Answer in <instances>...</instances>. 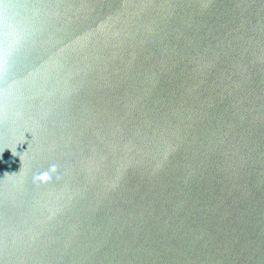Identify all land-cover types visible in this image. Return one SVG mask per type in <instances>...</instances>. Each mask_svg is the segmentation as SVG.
I'll list each match as a JSON object with an SVG mask.
<instances>
[{
  "label": "water",
  "instance_id": "95a60500",
  "mask_svg": "<svg viewBox=\"0 0 264 264\" xmlns=\"http://www.w3.org/2000/svg\"><path fill=\"white\" fill-rule=\"evenodd\" d=\"M0 264H264V0H0Z\"/></svg>",
  "mask_w": 264,
  "mask_h": 264
},
{
  "label": "clouds",
  "instance_id": "9594fccd",
  "mask_svg": "<svg viewBox=\"0 0 264 264\" xmlns=\"http://www.w3.org/2000/svg\"><path fill=\"white\" fill-rule=\"evenodd\" d=\"M57 173V166L52 164L48 170L35 174L33 176V183L34 184H44L53 179V175ZM59 179V176L56 177Z\"/></svg>",
  "mask_w": 264,
  "mask_h": 264
}]
</instances>
